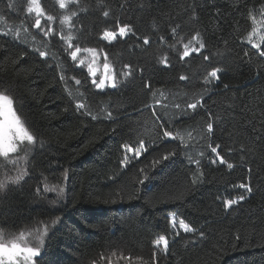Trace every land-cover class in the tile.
Segmentation results:
<instances>
[{"label": "trees", "instance_id": "obj_1", "mask_svg": "<svg viewBox=\"0 0 264 264\" xmlns=\"http://www.w3.org/2000/svg\"><path fill=\"white\" fill-rule=\"evenodd\" d=\"M0 94L35 264H264V0H0Z\"/></svg>", "mask_w": 264, "mask_h": 264}, {"label": "rangeland", "instance_id": "obj_2", "mask_svg": "<svg viewBox=\"0 0 264 264\" xmlns=\"http://www.w3.org/2000/svg\"><path fill=\"white\" fill-rule=\"evenodd\" d=\"M121 29H124V34H121ZM115 33H104L101 38L105 41H112L116 37H124L126 35V29L121 28ZM111 34V35H110ZM108 81V77H104L103 83ZM110 83V81H108ZM0 96H6L0 94ZM7 97V96H6ZM10 100L6 101L0 99V154H8L11 151L17 149V147L24 142L29 140V134L25 131V128L16 117ZM60 217H51L46 219H40L33 224L29 225L27 230H24L18 234L0 235V243L11 247L13 243L19 244L21 247H42L45 240L51 230L56 227ZM43 241V243H41ZM38 243L35 246V243ZM26 253L17 254L13 260H9L6 255L0 256V264H32V260L26 259Z\"/></svg>", "mask_w": 264, "mask_h": 264}, {"label": "snow or ice", "instance_id": "obj_3", "mask_svg": "<svg viewBox=\"0 0 264 264\" xmlns=\"http://www.w3.org/2000/svg\"><path fill=\"white\" fill-rule=\"evenodd\" d=\"M38 25H39V21H37V26ZM121 34H124V29H121ZM185 55H187V53H185ZM74 56H75V53H73V57ZM93 83H95V81H93ZM96 86L98 88H103L104 87L103 81H101V83L99 85H96ZM111 86L115 87L114 84L111 85ZM0 99L6 100V101L9 100V98L6 97V96H0ZM9 103H11V101H9ZM189 107L195 109L196 105H190ZM208 128L211 129L212 125L209 124ZM28 139L32 140L33 138L31 136H28ZM213 151H215V149H213ZM221 162H223V160H221ZM228 167L231 168L232 166L228 165ZM16 182H18V181H16ZM0 187H3V185L0 184ZM241 187H245L246 188L247 186L246 185H241ZM241 199H243V197H241ZM229 203L231 204V203H234V202H229ZM41 243H43V241H41ZM19 253H26L27 254L26 259L33 260V264H35L34 258H39L40 257V249L39 248L21 247L19 244H16V243H13L11 245V247H8L7 245L0 243V256L6 255L8 257V259L11 261Z\"/></svg>", "mask_w": 264, "mask_h": 264}, {"label": "water", "instance_id": "obj_4", "mask_svg": "<svg viewBox=\"0 0 264 264\" xmlns=\"http://www.w3.org/2000/svg\"><path fill=\"white\" fill-rule=\"evenodd\" d=\"M92 75H93V73L91 72L90 76H92ZM104 77H105V75L103 74L102 78H101V81H103ZM108 81H110V78H108Z\"/></svg>", "mask_w": 264, "mask_h": 264}]
</instances>
